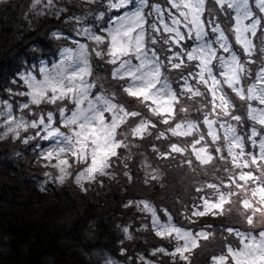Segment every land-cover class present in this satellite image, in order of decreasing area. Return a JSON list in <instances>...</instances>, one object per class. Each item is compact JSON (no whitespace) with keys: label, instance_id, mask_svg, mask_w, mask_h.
I'll list each match as a JSON object with an SVG mask.
<instances>
[{"label":"rangeland","instance_id":"374dc122","mask_svg":"<svg viewBox=\"0 0 264 264\" xmlns=\"http://www.w3.org/2000/svg\"><path fill=\"white\" fill-rule=\"evenodd\" d=\"M67 1L68 3L65 0H21L20 7L27 10L26 13H46L49 17L59 19L62 12L65 9L67 11L66 5H70V0ZM79 1L80 9L86 11L99 4V0ZM218 1L226 2L232 7L236 40L248 51L252 35L259 24L249 0ZM106 2L112 9H125L121 15L112 18L104 30L109 35L110 62L117 64L114 74L128 79L123 92L127 96L149 101L151 110L161 115L163 122L179 121L171 130L173 134L185 137L190 132L199 130L193 128L196 121L190 116L192 108L190 105L184 106L185 108L177 105L175 89L167 81L173 65L165 71L153 46L154 36L151 34V24L148 23L152 9L163 32L168 33L169 39H172L174 50L180 46V41L189 40L193 35L195 44H190L187 58L198 61L199 79L210 84L211 92L220 107L225 109L230 103L224 86L235 89L238 93L242 91L238 54L231 49L227 39L223 41L222 31L218 30L215 37L209 35L212 27L206 25L204 18L205 0H169L170 7L152 4L150 9L149 0ZM254 4L264 14V0H254ZM87 15L88 12H83L69 15L63 20L65 23L71 22L74 32L86 40L78 43L75 48H63L58 59L50 64L42 63L37 71L26 70L21 73L23 90L8 92L25 97L17 112L14 113L10 102L12 96L0 100V141L11 139L25 144L30 140L32 149L37 148L34 153L45 182H55L61 187L72 185L80 193H84L88 188L93 190V185H99L100 188L107 186L112 177L121 181L118 183L119 198L116 200L118 209H122L121 215L126 218L119 225L123 235L119 243L121 258L105 251L92 254V259L100 264H187L189 255L200 239L209 236L216 239V233L213 232L219 227L211 221L228 219L231 204L227 206V203L237 197L232 193L233 190L247 193L248 199L257 206L259 215H264V175L255 173L250 168L264 157V67L258 72V81L246 92L250 99L256 98L261 103L248 108L246 118L249 116V120L256 122L257 126L251 127L245 135L249 138L261 135L258 142L260 158L251 156V163L246 157L237 159L236 163L241 165V169L236 172L239 173L238 178H234L233 170L227 168L231 160L225 156H220L219 159L227 168L222 171L218 167L207 175L204 171L199 173L188 169L172 171L165 168L160 160L155 159L152 164L145 156L147 148L161 137L158 126L146 121L138 112L140 109L128 121L129 113L123 109L124 106L118 105V96L108 77L101 79L100 74L99 77L90 76L92 67L89 66L88 59L90 54L100 51L96 47L100 45L102 37L86 24ZM50 26L48 21L41 22L42 30L49 29ZM55 32L58 38L65 35L60 28ZM215 44L222 45L228 53L227 57L217 60L221 68L219 73L214 71L217 53ZM176 55L174 53L172 56ZM95 72H98V67ZM91 80L100 83V92L95 93L96 86L90 84ZM215 121V118L206 120L212 140L217 138L214 124L219 122ZM220 124L225 127L223 134L232 146L239 147L241 136L225 122L220 121ZM165 135L166 132L161 138L164 139ZM190 144L188 140L177 141L171 150L183 151L184 146L186 151L191 146L195 147L194 153L202 162L199 163V169L204 168L206 164L203 163L209 158V147H202L197 138ZM229 148L231 154L235 155L233 148ZM133 165L134 172L131 171ZM190 192H200L203 196L202 203L195 199L192 214L186 217L193 222L194 228H199L197 231L173 220V216H181L180 211L185 214L182 208L186 204L183 202L189 199ZM161 205L165 208L162 213H165V218L157 213ZM259 215L257 221L264 223V216L260 220ZM92 218L95 224L96 217ZM197 219L204 224L199 225ZM223 223L229 224L227 220ZM251 223L254 221L249 222ZM144 228V234L135 236ZM240 237V246L228 250V256L215 258L213 264H264V229L257 234L243 233ZM163 241H171L174 245L166 246L162 244ZM135 243H143L137 260H133L129 256L132 252H128ZM146 250L147 255H143Z\"/></svg>","mask_w":264,"mask_h":264},{"label":"trees","instance_id":"16d2710c","mask_svg":"<svg viewBox=\"0 0 264 264\" xmlns=\"http://www.w3.org/2000/svg\"><path fill=\"white\" fill-rule=\"evenodd\" d=\"M149 2L151 4L149 9L152 4L163 8L170 7L169 0H149ZM249 2L253 15L259 19V24L252 35L251 46L246 51L235 37L232 7L225 4L226 2L205 0L204 18L207 22L206 25L212 27V31L208 32L209 35L215 37L218 30L222 31L225 39L229 41L231 49L239 57L242 94L224 86V91L230 100L225 109L218 105L209 84L199 79L197 61L188 59L187 54L184 53L192 44V39L180 41V46L174 50L172 39H169L168 33L163 32L153 9L149 13L148 23L151 24V34L154 36L153 46L162 60V68L166 71L169 70L170 65H173L170 79L167 81L175 89L177 105L182 108L190 105L192 108L190 116L196 121L193 128H197L199 132H190L185 137L173 134L171 130L179 121L163 122L161 115L153 113L149 101H142L140 97L127 96L123 92L128 79L114 74L117 64L110 62L109 35L104 32L112 18L122 14L123 9H112L106 0H99V4L93 9L90 8V11L80 9L81 2L79 0H70V5H66L67 11L65 9L66 12L63 11L59 19L49 17L45 15L46 13H26L27 10L24 11V8L20 7L21 0L0 1V100L12 96L10 102L13 104L14 113L17 112L19 104L25 101V97L8 92L9 90L13 92L23 90L21 73L26 70L37 71L42 63L50 64L58 59L63 48H75L78 43L86 40L85 37H80L74 32L71 22L65 23L63 20L69 15L88 12L86 24L93 31L99 32L102 37L100 45L96 47H99L100 51L94 55L90 54L88 59L89 66L92 67L90 76L99 77L100 74L101 79L108 77L118 96L117 100L120 102L118 105L124 106L123 109L125 108V111L129 113L128 121L133 118L132 114L140 109L138 112L144 116L146 121L158 126L162 138L166 132L164 139L158 137L147 148L145 156L148 162L150 160L153 164V161L158 159L165 168L172 171L188 169L191 172L203 173L204 171L206 175L215 167L222 171L226 165L220 163V156L231 157L226 149L228 141L223 134L225 127L220 122L214 124L217 138L212 140L209 137L206 120L215 118V120L225 122L228 126L231 124V127L243 139H247L245 135L250 127L257 126V123L249 120V116L247 118L246 116L250 106H259L260 104L256 98L250 100L246 92L253 81L258 79V72L264 67V14L254 4V0H249ZM65 3L68 1L65 0ZM42 21L51 23L50 28L42 30ZM58 28L62 29V33L65 34L59 38L58 35L55 36V30ZM100 28L101 31H99ZM174 53L177 55L172 56ZM223 55H226V52L217 47L214 59L216 70H218L216 61ZM97 67L98 72L96 73ZM89 82L93 87L96 86L95 93L100 92V83L97 84L92 80ZM179 116L181 118V115ZM156 130L154 129V131ZM196 138L202 147H209L210 152L207 162L203 163L206 166L201 169H199V163L202 162L194 153L195 147L191 146L186 151L184 146H182L183 151L171 150L177 141L188 140L192 144ZM35 139L37 140V138ZM140 139L146 140L145 138ZM29 142L30 140L21 144L20 141L11 139L0 141V264H100L92 259L91 255L105 251L113 254L116 258H121L119 243L123 235H121L122 231L119 225L120 222L126 220L121 215L122 209H118L116 201L119 198L118 183L121 181L112 177L107 186L100 188L99 185L96 187L93 185V190L88 188L84 193H80L72 185L61 187L55 182H45V176L39 171L40 164L37 163L34 153L37 148L32 149ZM236 150L242 154L245 152L244 148ZM242 156L244 157L245 154ZM227 168L233 170L234 178H238L239 173L236 172L241 169V165L231 161ZM251 170L264 175V163L252 165ZM131 171L134 172V165L131 167ZM102 190H104L103 193ZM232 193L237 197L233 198L231 203H227V206L231 204L228 219L211 221L212 224L219 227L213 232L216 233V239L212 236L200 239L198 245L189 255L187 264H213L215 258L223 256L226 244H238L236 237L232 234L233 230L246 232L248 231L246 228H250L253 233H257L260 227H264V223L257 221L259 210L248 199V194L238 189L233 190ZM199 198V194L190 192L189 199L183 202L188 206L185 208L184 205L182 208L185 214L180 211L181 216H173V220L184 227L193 228V231L199 229L194 228L193 222L186 218L191 214L192 203ZM262 210L264 211V205ZM163 211L165 208L161 205L157 209V213L164 217ZM260 214L259 219L261 220L264 215ZM92 215L96 217L95 224L92 221ZM147 217L149 218V214ZM226 220L229 224L223 225ZM252 220L254 223L249 224ZM196 222L201 226L204 224L199 219ZM149 224L147 225L149 226ZM7 225H15L28 230L31 237L29 239L10 237L5 230ZM144 233L145 228L135 236L138 237ZM162 244L169 245V247L174 245L171 241L169 243L163 241ZM142 246L143 243H135V246L128 249L129 253L132 252L131 255H128L133 260H137L141 254ZM147 253L146 250L143 255H147Z\"/></svg>","mask_w":264,"mask_h":264},{"label":"water","instance_id":"95a60500","mask_svg":"<svg viewBox=\"0 0 264 264\" xmlns=\"http://www.w3.org/2000/svg\"><path fill=\"white\" fill-rule=\"evenodd\" d=\"M6 233L11 237H26L29 238L31 233L21 227L8 225L6 227Z\"/></svg>","mask_w":264,"mask_h":264},{"label":"bare ground","instance_id":"6f19581e","mask_svg":"<svg viewBox=\"0 0 264 264\" xmlns=\"http://www.w3.org/2000/svg\"><path fill=\"white\" fill-rule=\"evenodd\" d=\"M161 26V25H160Z\"/></svg>","mask_w":264,"mask_h":264}]
</instances>
